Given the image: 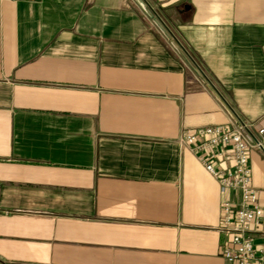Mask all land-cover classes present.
Segmentation results:
<instances>
[{
	"label": "crops",
	"instance_id": "0c3cea01",
	"mask_svg": "<svg viewBox=\"0 0 264 264\" xmlns=\"http://www.w3.org/2000/svg\"><path fill=\"white\" fill-rule=\"evenodd\" d=\"M145 1L227 106L133 0H0V264H225L233 194L179 139L264 129V0Z\"/></svg>",
	"mask_w": 264,
	"mask_h": 264
},
{
	"label": "built area",
	"instance_id": "2783aa9c",
	"mask_svg": "<svg viewBox=\"0 0 264 264\" xmlns=\"http://www.w3.org/2000/svg\"><path fill=\"white\" fill-rule=\"evenodd\" d=\"M179 141L197 154L206 171L217 180L221 193L233 194L221 203L219 231L225 239L219 253L225 264H264V240H258L262 234L263 210L251 183L248 164L250 147L264 151V129L254 132L249 124L236 120V124L213 125L196 133H184ZM218 146L230 149V168H219L213 163V159L226 160L225 151L203 154Z\"/></svg>",
	"mask_w": 264,
	"mask_h": 264
},
{
	"label": "water",
	"instance_id": "95a60500",
	"mask_svg": "<svg viewBox=\"0 0 264 264\" xmlns=\"http://www.w3.org/2000/svg\"><path fill=\"white\" fill-rule=\"evenodd\" d=\"M143 14L150 20V22L159 31L162 37L167 41L170 47L176 52V54L182 59L188 69L199 79L224 105L222 95L204 73L199 64L195 61L189 51L182 45L172 31L167 27L164 21L159 17L155 10L145 0H133ZM227 106V105H226Z\"/></svg>",
	"mask_w": 264,
	"mask_h": 264
},
{
	"label": "rangeland",
	"instance_id": "374dc122",
	"mask_svg": "<svg viewBox=\"0 0 264 264\" xmlns=\"http://www.w3.org/2000/svg\"><path fill=\"white\" fill-rule=\"evenodd\" d=\"M186 48V47H185ZM190 53V52H189ZM191 54V53H190ZM193 57V56H192Z\"/></svg>",
	"mask_w": 264,
	"mask_h": 264
},
{
	"label": "trees",
	"instance_id": "16d2710c",
	"mask_svg": "<svg viewBox=\"0 0 264 264\" xmlns=\"http://www.w3.org/2000/svg\"><path fill=\"white\" fill-rule=\"evenodd\" d=\"M194 56V55H193ZM195 57V56H194ZM195 59H196V57H195Z\"/></svg>",
	"mask_w": 264,
	"mask_h": 264
}]
</instances>
